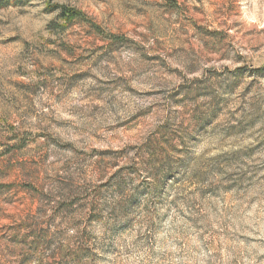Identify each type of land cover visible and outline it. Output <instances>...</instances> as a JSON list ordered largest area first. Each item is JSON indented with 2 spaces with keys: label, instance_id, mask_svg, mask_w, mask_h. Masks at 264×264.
Here are the masks:
<instances>
[{
  "label": "rangeland",
  "instance_id": "obj_1",
  "mask_svg": "<svg viewBox=\"0 0 264 264\" xmlns=\"http://www.w3.org/2000/svg\"><path fill=\"white\" fill-rule=\"evenodd\" d=\"M0 264H264V0L1 7Z\"/></svg>",
  "mask_w": 264,
  "mask_h": 264
},
{
  "label": "trees",
  "instance_id": "obj_2",
  "mask_svg": "<svg viewBox=\"0 0 264 264\" xmlns=\"http://www.w3.org/2000/svg\"><path fill=\"white\" fill-rule=\"evenodd\" d=\"M25 0H0V8L5 7L14 3H19ZM167 2H173L174 0H166ZM46 8L50 11L58 9V17L64 24L71 22L75 19H79L81 13L77 11L73 7L65 6V5H58V4H51L47 2Z\"/></svg>",
  "mask_w": 264,
  "mask_h": 264
}]
</instances>
